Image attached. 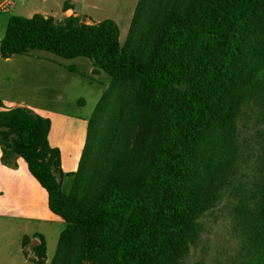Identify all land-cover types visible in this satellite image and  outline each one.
Returning a JSON list of instances; mask_svg holds the SVG:
<instances>
[{"label":"trees","instance_id":"trees-1","mask_svg":"<svg viewBox=\"0 0 264 264\" xmlns=\"http://www.w3.org/2000/svg\"><path fill=\"white\" fill-rule=\"evenodd\" d=\"M262 6L264 0H169L143 61H132L120 49L119 25L111 18L92 23L77 15L58 22L41 13L9 18L0 38L3 56L40 49L63 58L88 57L93 72L138 82L124 112L130 127L137 124L132 120L137 111L142 123L157 115L148 156L135 162L126 150L111 155L93 198L72 213L56 177L63 171L60 151L48 140L51 120L23 106L0 110L2 161L20 155L47 190L50 210L68 226L58 243L65 232L79 229L83 251L94 264H159L167 241L194 227L196 192L189 179L197 145L213 119L231 108L225 95L243 29ZM100 103L88 120L81 161L90 152L92 116ZM137 146L135 141L133 149ZM260 211L264 219V204ZM35 248L45 256L42 237Z\"/></svg>","mask_w":264,"mask_h":264},{"label":"rangeland","instance_id":"rangeland-1","mask_svg":"<svg viewBox=\"0 0 264 264\" xmlns=\"http://www.w3.org/2000/svg\"><path fill=\"white\" fill-rule=\"evenodd\" d=\"M99 1V6L92 8L93 18L87 14L79 18L86 23L114 19L119 25L120 49L132 61H143L169 0ZM25 12L9 7L5 12L0 10V37L7 27L4 17ZM52 14L47 17L52 16L55 22L65 18L55 5ZM30 52L33 56L28 58L41 59L45 69L40 72L42 67L34 64L37 71L24 78L29 86L22 94L24 100L64 112L48 118L54 127L76 123L73 136L79 134L80 123L92 113L97 92L104 84L106 89L115 86V90L110 87L101 95L100 106L92 116L90 152L84 154L78 171L56 174L68 210L80 213L95 195L111 155L126 150L135 162L148 156L157 132V115L151 114L142 123L137 111L132 118L137 124L130 127L124 112L137 92L136 80L114 77L103 70L92 73L93 61L85 56L63 58L40 49ZM22 57L26 58L17 54L15 59ZM69 66L76 71L71 72ZM225 97L230 110L219 113L204 129L195 153L189 179L196 192L195 225L167 241L159 264H264V219L260 211L264 204V6L243 29ZM69 157L72 159V154ZM24 226L21 220L0 221V264H94L83 251L85 235L73 228L65 232L61 243L49 235L48 255L45 248L44 257L35 248L41 237L34 236L40 243L24 240L23 251L30 260L24 261L17 239ZM34 226L29 223L28 230ZM67 227L65 222L60 236Z\"/></svg>","mask_w":264,"mask_h":264},{"label":"crops","instance_id":"crops-1","mask_svg":"<svg viewBox=\"0 0 264 264\" xmlns=\"http://www.w3.org/2000/svg\"><path fill=\"white\" fill-rule=\"evenodd\" d=\"M54 1H56L55 4ZM97 1L0 0V10L5 12L8 7L11 10L19 8L26 12L25 14L19 13L18 15L32 16L34 13H41L45 16H54L52 13L53 5H55L60 9L62 17L87 14L93 18L92 8L96 9L99 6L100 1ZM65 2L71 6L64 7ZM9 18L4 17L5 20L3 22L7 23ZM0 19H2V15H0ZM16 55L3 56L0 51V110H10L17 106H23L37 114L41 113L43 117H50L54 113L64 114V112L61 113L56 108L40 106L39 104H32L24 100L25 98L22 94L27 93L26 90L29 87L24 81V78L36 72L37 70L33 69L36 67H42L40 72H43L45 63L44 61H40L41 59L39 58H28V56H33L32 52L20 54L26 58L15 59ZM34 64H36V67ZM93 68L94 66L89 69L92 73ZM105 89L106 85L104 84V88L97 92L94 104L92 105L94 108ZM83 103L86 102L83 101ZM92 113L90 116H86L87 120H83L80 123V132L77 136H73L72 134L76 123H58L56 127L54 125L50 127L48 140L51 146L57 147L60 151V166L64 174L75 172L79 168L87 141L88 120ZM71 146L72 150L70 148ZM3 151L4 146L0 142V221L21 220L25 223V228L21 232L22 234L17 237L20 246L19 249L21 250L24 261H30L23 251L25 237L30 238V242L37 240L39 243L40 240L34 239V236L38 238L42 237L46 242V253L48 255V236H54L58 243L65 221L50 210L48 205V192L30 172L26 161L20 155L16 154L12 157L11 163H5L2 161ZM70 154L73 156L72 159L69 157ZM29 223L35 225L31 230H28Z\"/></svg>","mask_w":264,"mask_h":264},{"label":"water","instance_id":"water-1","mask_svg":"<svg viewBox=\"0 0 264 264\" xmlns=\"http://www.w3.org/2000/svg\"><path fill=\"white\" fill-rule=\"evenodd\" d=\"M35 239V238H34Z\"/></svg>","mask_w":264,"mask_h":264}]
</instances>
